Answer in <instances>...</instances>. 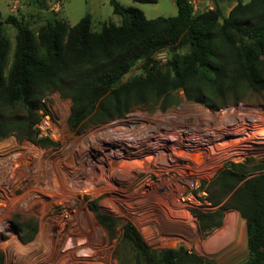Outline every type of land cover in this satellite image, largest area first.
Here are the masks:
<instances>
[{"label":"rangeland","instance_id":"1","mask_svg":"<svg viewBox=\"0 0 264 264\" xmlns=\"http://www.w3.org/2000/svg\"><path fill=\"white\" fill-rule=\"evenodd\" d=\"M118 1L125 6L138 7L147 18L177 13L173 0L155 3ZM0 11V24L11 43L9 65L16 45V29L6 22L10 14L18 16L34 32L53 17L74 25L90 14L92 26L97 30L106 20L116 24L122 22L121 16L114 13L111 0H0ZM155 57L164 64L168 51L164 49ZM142 71V63H138L123 81ZM240 92L242 97L235 103L212 108L201 101L187 100L184 90L180 89L173 93L178 102L165 108H162L165 99H161L102 123H94L89 118L76 129L68 124L71 100L59 92L44 97L45 102L42 100L41 104L49 108L53 119L59 121L64 137L62 142L42 145L36 142L40 139L36 134L33 138H21L12 133L0 139V145L14 141L22 149L31 144L42 153L40 161L35 154H26L25 162L15 174L16 182L9 177L7 165L0 168L3 264H149L122 239L121 225L126 222L137 227L156 256L167 248H184L192 257L178 264H205L193 257L197 254L208 258L203 254L206 249L193 211L214 210L206 197L213 195L216 188L209 193L208 188L201 189L200 185L204 180H212L225 164L239 161L241 158L235 157V149L246 148L245 144L252 137L261 139L264 128V92L252 93L244 86ZM229 108V113H235L233 121L227 124V132L217 135L219 131L203 130L217 125L211 120L206 126L203 111ZM160 113L174 115L168 131L170 135L177 127L184 128L185 133L192 129L190 134L186 133L191 137L169 136L165 146L159 144L158 147L153 141L163 138L149 137L135 146L131 142L135 138L130 142L115 140L105 129L122 120L128 121L132 115H139L142 124L153 125ZM248 124L255 133L250 138L246 135ZM206 134L207 141L202 138L207 137ZM9 153L1 155L0 162L8 160ZM252 155L245 154L243 163L256 173L259 168L255 166L264 164V157ZM54 185H60V188L55 189ZM89 201H97L101 212L112 217L114 236L111 237L100 224L95 212L88 207ZM239 216L238 210H227L224 223L217 227L218 230H213L229 231ZM21 221H30L31 227L34 221L37 223V233L27 243H23L16 232ZM248 250L247 257L241 252L240 264L248 260Z\"/></svg>","mask_w":264,"mask_h":264},{"label":"trees","instance_id":"2","mask_svg":"<svg viewBox=\"0 0 264 264\" xmlns=\"http://www.w3.org/2000/svg\"><path fill=\"white\" fill-rule=\"evenodd\" d=\"M175 3L176 15L147 18L138 7L111 0L122 22L106 20L98 30L90 14L74 25L50 18L37 32L18 16L8 15L6 22L16 29V45L9 65L11 43L0 24V139L12 133L33 138L42 99L54 92L71 100L72 129L89 118L102 123L161 99L165 108L178 102L173 93L180 89L187 100L212 108L238 101L242 86L263 93L264 0H239L227 15L216 0L213 9L202 12L190 0ZM164 49L168 59L160 64L155 55ZM138 63L143 71L123 81ZM36 142L57 144L44 138ZM252 170L245 163L225 164L212 180L200 185L208 192L216 188L215 195L206 197L215 209L193 214L200 233L206 235L224 223L227 210H238L246 219L249 249L248 260L241 264H264V173ZM88 207L114 236L112 217L101 212L97 201H89ZM29 223H18L16 232L23 243L38 230L36 221L32 227ZM121 227L122 239L149 264H178L192 257L184 248L164 249L158 257L133 223ZM3 257L0 251V264ZM193 257L217 264L201 255Z\"/></svg>","mask_w":264,"mask_h":264},{"label":"bare ground","instance_id":"3","mask_svg":"<svg viewBox=\"0 0 264 264\" xmlns=\"http://www.w3.org/2000/svg\"><path fill=\"white\" fill-rule=\"evenodd\" d=\"M230 110H231V108H229L227 110H222V111H210V110L207 111V112L203 111V113H201V114H202V117L204 118V121H206L205 122L206 126H207L208 122H210L211 120L215 121L217 123L216 127L209 128V126H208V127H205L203 130L212 131V132L213 131H215V132L219 131V133L217 135H220V133L223 134V132L224 133L227 132L229 130L228 129L229 127L227 126V124H229L230 122L233 121V115L235 113V112L229 113ZM238 114H240V113H238ZM193 115H194V113H193ZM218 115H219V117H218ZM173 116L174 115L170 116L168 113L167 114H161L160 113L155 118V121L153 122L154 124L153 125H148V124H142L143 123V119H141V117L139 115H132V116H130V119L128 121L127 120H122L121 123L117 122V123L111 124V125L105 127V129H107V131L109 132L108 136L110 138H112V139H115V140L125 139V140L130 142V139H134L135 138L134 141H131V142L136 144L135 146H137V145L139 146V144L142 141H144L146 138H149V137H152V138H154V137L155 138L156 137L163 138V139H161V141H159V140L153 141L154 142L153 144L154 145L156 144L157 147H158L159 144L161 146H165V144L167 142L166 141L167 137H169V136L178 137L180 139H182L183 137H185V138L191 137L190 135L188 137L186 135V133L190 134L192 129L191 130L188 129V131L185 133L184 132V128H177V127H176L177 129L174 127V129L176 131L175 130L172 131L174 134L170 135V132H168V131H169V127H171L170 125L174 121V117ZM179 117H180V115H179ZM248 126H249V124H248ZM161 128H164V130L160 131ZM211 129H213V130H211ZM220 131H222V132H220ZM175 132H177V133H175ZM182 132H184V133H182ZM263 132H264V128H263ZM206 136H207V134H206ZM96 137H97V134L94 136V139ZM207 137L204 136L202 138H203V140L207 141V139H209V137L208 138ZM183 144L178 143V145H183ZM184 145L187 146V145H189V143H187V144L185 143ZM192 145H195L194 147H196L197 144H192ZM244 149H245V147H244ZM8 152H10L9 153L10 154V156H9L10 158L8 160H6V161H1L0 162V168H2L3 166L7 165L9 167V169H10L9 177L13 178L15 182H16L15 174L17 172H19L18 167H20L21 163L25 162L24 158H26V154L27 153L28 154H35L39 161H40V156L42 154L41 150L35 148L31 144L25 145V146H23L22 149H19L17 147V144L14 141H10L9 144L5 143V144L0 145V156L3 155V154H6ZM118 153H120V151H118ZM54 186H55V189L60 188V185H54Z\"/></svg>","mask_w":264,"mask_h":264},{"label":"crops","instance_id":"4","mask_svg":"<svg viewBox=\"0 0 264 264\" xmlns=\"http://www.w3.org/2000/svg\"><path fill=\"white\" fill-rule=\"evenodd\" d=\"M216 1L220 5L223 13L227 15L239 0ZM215 6V0H197L195 10L197 12H202L213 9ZM215 229L218 230V228ZM202 240L206 249V252L203 254L208 256L209 259H214L217 264H240L239 259L241 257V252L247 257L248 250L246 219L239 216L238 219L233 222L232 229H229V231L213 230L206 235H202ZM244 250H246V252Z\"/></svg>","mask_w":264,"mask_h":264},{"label":"built area","instance_id":"5","mask_svg":"<svg viewBox=\"0 0 264 264\" xmlns=\"http://www.w3.org/2000/svg\"><path fill=\"white\" fill-rule=\"evenodd\" d=\"M197 0H190V2L194 5H196ZM43 103L45 102L44 99ZM40 112V118L39 120L35 123L34 129L36 131V134L39 138H44V139H49L53 142H56L57 144L59 142H62L64 137L62 134V131L59 127V121L55 120L52 118V114L50 113V110L47 106L43 104V106L39 110ZM246 128L249 130H246V135L247 137H251L254 133L253 127L251 126H246ZM261 139L259 138H250L249 141H247V144H245L246 148L241 149L237 148L235 149V157H239L240 163H243V160L246 159L245 154H253V155H258L264 157V132H261ZM245 136V135H244ZM244 148V147H243ZM252 155V156H253ZM256 158L255 156H253ZM239 161H234V163H239ZM246 161V160H245ZM263 167L259 168L256 173H264V164H261Z\"/></svg>","mask_w":264,"mask_h":264}]
</instances>
